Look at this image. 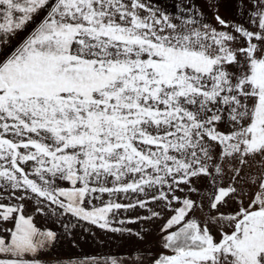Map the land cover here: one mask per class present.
Returning a JSON list of instances; mask_svg holds the SVG:
<instances>
[{"label":"snow or ice","instance_id":"1","mask_svg":"<svg viewBox=\"0 0 264 264\" xmlns=\"http://www.w3.org/2000/svg\"><path fill=\"white\" fill-rule=\"evenodd\" d=\"M232 2L0 0V264L60 239L25 201L69 235L160 222L149 264H264V0Z\"/></svg>","mask_w":264,"mask_h":264},{"label":"rangeland","instance_id":"2","mask_svg":"<svg viewBox=\"0 0 264 264\" xmlns=\"http://www.w3.org/2000/svg\"><path fill=\"white\" fill-rule=\"evenodd\" d=\"M223 7H221V14L227 19H239L232 0H221ZM159 6L169 13H175V4L177 0H158ZM194 3L205 11V16L211 23L213 13L207 9V0H194ZM43 14V13H42ZM31 27V26H29ZM26 33H21V38ZM15 41L13 42V44ZM62 186H68L66 184ZM7 203V201H4ZM120 202L127 203V200L121 199ZM25 214L34 216L35 224L42 229H52L57 231L60 239L56 242L52 249L47 251L50 255L43 257V264H58L57 257L60 258L59 264H67V257L80 258L83 256H95L99 258H115L120 264H149L151 256L160 251L158 244L159 223L146 226L143 222L137 225H128L134 230H144L150 233L143 241L136 237H129L127 233L121 235L120 233H112L110 231L102 230L96 226L81 223L78 227L73 229L75 235L65 234L60 227L55 217H45L34 213V203L32 201H25ZM94 203L100 204L99 201ZM143 214V210H138ZM137 215V211L123 212L119 218H131ZM198 216L201 214L198 212ZM11 227V225H8ZM115 226L120 227L119 224ZM142 258V259H141Z\"/></svg>","mask_w":264,"mask_h":264}]
</instances>
